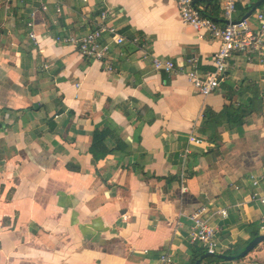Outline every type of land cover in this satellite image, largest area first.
Segmentation results:
<instances>
[{
    "label": "crops",
    "instance_id": "crops-1",
    "mask_svg": "<svg viewBox=\"0 0 264 264\" xmlns=\"http://www.w3.org/2000/svg\"><path fill=\"white\" fill-rule=\"evenodd\" d=\"M223 1L198 6L223 26ZM258 1L235 0L234 20ZM105 7L127 38L111 44V73L55 40L93 31ZM204 36L181 21L175 0H0V264H150L167 252L172 264H192L201 246L190 241L189 216L201 206L228 210L211 220L220 254L264 235V204L251 199L264 195V107L242 128L220 125L217 148L202 128L206 108L220 113L263 93L264 66L232 58L205 97L185 74L153 65L195 56L200 72L214 70L219 42ZM191 133L205 141L190 146L182 193ZM251 175L262 178L258 187ZM217 264H264V242Z\"/></svg>",
    "mask_w": 264,
    "mask_h": 264
},
{
    "label": "built area",
    "instance_id": "built-area-1",
    "mask_svg": "<svg viewBox=\"0 0 264 264\" xmlns=\"http://www.w3.org/2000/svg\"><path fill=\"white\" fill-rule=\"evenodd\" d=\"M87 1V0H85ZM181 21L192 26L200 35L205 38L208 34L210 40L219 42V49L213 55L214 70L200 72L199 58L189 57L184 66H177L171 60L154 58L153 65L156 71L164 72L171 76L173 74H185L189 82L194 86L197 92L202 96H210L220 87L226 78L229 62L234 57L242 56L249 63H256L264 66V8H258L254 12V23L247 18L238 24H232L236 14L235 0H224L221 3L224 19L228 24L219 25L212 18L204 15L205 9L195 4V0H175ZM46 9V6H43ZM112 11L109 7L102 9L96 27L93 31L80 37L76 36H57L55 38L58 44L74 47L83 56L88 59L101 61L106 64L109 73L114 71L112 65L108 62L111 44L123 45L126 43V36L121 33L112 23ZM32 25V24H30ZM30 38L37 44V36L31 31ZM105 38H108L107 41ZM133 43L140 49L145 50L146 44L137 36ZM205 139L191 133L188 138L189 145L180 153L182 170L179 177L181 192L187 191L188 161L192 154L190 146H202ZM252 183L258 187L262 178L255 175L250 176ZM251 199L260 204H264V195L255 192ZM220 215L225 218L228 216V210H211L208 206H201L189 216L190 228L189 237L192 244H198L206 253L220 254L221 244L219 242L220 228L212 223L213 217ZM264 232V228H261ZM264 234V233H263ZM173 256L167 252L162 254L157 260L150 264H172Z\"/></svg>",
    "mask_w": 264,
    "mask_h": 264
},
{
    "label": "trees",
    "instance_id": "trees-1",
    "mask_svg": "<svg viewBox=\"0 0 264 264\" xmlns=\"http://www.w3.org/2000/svg\"><path fill=\"white\" fill-rule=\"evenodd\" d=\"M197 6L199 3H196ZM254 5L250 6L248 9L251 10V8ZM264 3L259 7L263 8ZM204 15L211 17L210 11L205 10ZM213 19V18H212ZM252 98H249L247 100H241V103L238 107L234 106L233 104L226 106L222 112L217 113L213 109L206 108L203 112V123L202 128L203 131L208 134L207 140L210 143H213L215 145V148L218 147V141L221 140V136L218 134L217 129L220 125L224 123L226 125L227 129L229 131H232L234 129L242 128L243 125L247 122L246 118L251 116L253 112L255 111H262L264 107V91L263 93H259L256 91H251ZM100 134L95 131L93 136V143L91 150L96 158H98V155L96 154L95 147L100 143V140L98 138ZM192 264H195L196 261L200 260L201 257L206 253V251L198 246L192 247ZM228 255H237L239 253L234 251L227 252ZM204 262H208V264H217L224 262L223 260L217 259V258H206L201 261L200 264H203ZM226 262V261H225Z\"/></svg>",
    "mask_w": 264,
    "mask_h": 264
},
{
    "label": "water",
    "instance_id": "water-1",
    "mask_svg": "<svg viewBox=\"0 0 264 264\" xmlns=\"http://www.w3.org/2000/svg\"><path fill=\"white\" fill-rule=\"evenodd\" d=\"M200 1H209V0H195V4L200 2ZM264 3V0H259L255 5L252 7V9L242 17L241 20L238 21H233L232 24H238L239 22L249 18L250 16L253 15V13ZM226 24L229 22L224 20ZM264 242V235H259L255 239H253L247 246L246 248L240 252L237 255H228V254H211V253H205L200 260L196 261L195 264H200L202 260L206 258H217L226 262H233L236 260H240L244 257H246L250 252H252L259 244Z\"/></svg>",
    "mask_w": 264,
    "mask_h": 264
},
{
    "label": "rangeland",
    "instance_id": "rangeland-1",
    "mask_svg": "<svg viewBox=\"0 0 264 264\" xmlns=\"http://www.w3.org/2000/svg\"><path fill=\"white\" fill-rule=\"evenodd\" d=\"M253 15H254V14H253ZM253 15H252V16H253Z\"/></svg>",
    "mask_w": 264,
    "mask_h": 264
}]
</instances>
